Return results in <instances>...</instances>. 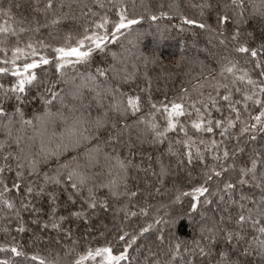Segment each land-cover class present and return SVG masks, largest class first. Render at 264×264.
<instances>
[{
	"label": "snow or ice",
	"instance_id": "obj_1",
	"mask_svg": "<svg viewBox=\"0 0 264 264\" xmlns=\"http://www.w3.org/2000/svg\"><path fill=\"white\" fill-rule=\"evenodd\" d=\"M36 3L44 23L17 19L12 0H0V214L22 233L21 213L30 212L32 224L57 236L44 253L0 244V264H264V0H194L199 19L176 0L156 11L136 0ZM212 14L214 24L204 19ZM253 18L258 42L247 28ZM145 19L198 28L216 49H205V60L182 52L175 66L186 80L171 96L155 94L162 54L138 50L147 33L135 26ZM155 27L163 35L168 25ZM33 97L41 107L26 118ZM57 122L67 135L42 138L37 150L26 142L35 137L22 135ZM70 148L75 155H65ZM181 170L189 186L162 192ZM168 192L166 203L145 198ZM44 197L47 210L37 205ZM98 208L123 216L112 239L94 244L74 225L89 224ZM133 218L138 230L129 231ZM185 219L198 229L191 242L177 235Z\"/></svg>",
	"mask_w": 264,
	"mask_h": 264
},
{
	"label": "trees",
	"instance_id": "obj_2",
	"mask_svg": "<svg viewBox=\"0 0 264 264\" xmlns=\"http://www.w3.org/2000/svg\"><path fill=\"white\" fill-rule=\"evenodd\" d=\"M46 0H39V6L43 7ZM137 4L141 3H147L152 4L153 10L156 11V5L163 3L165 7L169 3H172L173 0H136ZM176 2H179L182 7L185 8V11L188 15H190L193 18L199 19V14L197 9H193L188 7V4L191 2H194V0H176ZM4 4L8 3V0H3ZM12 14L17 18H28L31 19L32 17H35L36 19L40 20L41 23H44V16L42 13L35 11L34 9L37 7L36 0H12ZM19 4L20 7H16L15 5ZM204 19H206L209 23L214 24L215 23V16L214 14L209 16H205ZM5 18L0 16V24L4 23ZM9 23H13V21H9ZM66 23H71L66 22ZM179 23L178 20H173L171 24H177ZM155 24H160L163 28L165 25H168L167 30L164 31L163 35H161L159 32H157ZM140 31L146 32L147 34L145 37L141 40V42L138 45L139 52H150L155 50L157 53L162 54L164 58V68L161 69L160 67H156L152 70V75L156 76L159 74V79L154 82V89L158 88L159 91H157L155 94L157 96H160L162 92H167L169 96L174 94L179 87L181 86V83L186 80V77L183 75L184 68L183 67H176V60L179 59L180 55L183 53H186L190 57H199L200 60H205L208 53L205 51V49H211L212 51H216V49L212 48V45L208 43V36L203 33L202 30L188 26H185L186 30L184 32H180L177 28L172 27L167 20H160L157 22H152L148 19H145L142 21L140 25L135 26ZM247 28L250 31H253L256 37V41H259L260 35H261V26L259 23L258 18H253L250 20V23L247 25ZM49 29H42L41 32L43 36H47ZM27 38L26 36L24 37ZM55 42V41H53ZM125 47H131L127 44V42H124ZM113 50L118 49V45H112L110 46ZM133 52H137L136 48L132 49ZM138 54V52H137ZM103 57L97 56V62L102 60ZM171 73V75H169ZM7 79L10 78H4L5 82ZM15 101H10L9 104H13ZM6 107L9 106L8 104L5 105ZM41 107V102L33 97L30 98L25 102L23 105V109L26 115V118H30L33 114L37 112V110ZM19 125H16L15 128H19ZM53 133H55V136H53ZM65 133L66 134V126L63 122H57L56 125H49L47 130L43 132V134L34 133L31 128H28L25 133H22V135H25L26 137H35L34 140L26 141L31 144L33 150L39 149L41 139L43 138L46 142L48 140H58L60 139V134ZM15 134V132H14ZM219 138V137H217ZM4 139V133L2 127H0V140ZM147 147V146H145ZM164 146H161L163 148ZM151 154L153 156L158 155V152L155 150H150ZM248 152V148L245 149V153ZM67 156L75 155V152L70 148L68 152L65 153ZM246 156L242 154L238 157V163L242 162ZM51 167H55V164L53 163ZM47 171L48 169L45 168ZM195 172H198V169L194 170ZM151 179V178H149ZM133 183H136L133 181ZM175 183L177 187H183L187 188L189 186V179L187 178V173L183 170L179 172V175L176 176H170L168 180L166 181V189H162V192H167L168 188H171L172 184ZM141 188H143L145 185L143 182H140ZM60 200L63 201L66 199V195L63 193H59ZM102 195V193H101ZM171 193L168 192L164 195H156L153 194L152 197H145L149 200L150 203H158V202H167L169 200ZM38 206H42L45 210H47V198L44 197L42 200L37 202ZM79 202L77 204V207H79ZM114 205L113 207H115ZM86 207V205H85ZM177 209H180L182 207H187V201L185 200L183 205H176ZM135 210V209H134ZM59 214L66 215L67 212L64 208L60 209ZM21 215L24 219V226L25 231L24 232H17L15 229L17 227V221L15 218H11L10 222L6 221L3 218V215L0 214V244H6V243H19L21 246H23L24 250L26 252H38V253H44L47 249H49L50 246H53L54 241L53 238H56L57 233L51 229L43 230L40 228L38 224H32L31 218L32 214L30 212H22ZM123 216V213H120L118 215L114 214L112 209H109L108 211H104L103 209H97L94 215L90 216V222L89 224H85L83 221H76V225H78V230L74 225V231H77V234H84L85 236H88V232H91V235L88 236V239H91L92 242L95 243H104L105 238L112 239L113 233L115 232V225H117L120 222L121 217ZM43 219H47L46 216L43 217ZM144 217L140 218V222L143 223ZM129 227L128 230H138L137 229V223L136 219L133 218L131 221L128 222ZM67 226V225H66ZM7 227L9 229V232H4L3 229ZM177 235L188 242H191L193 238H198V229L193 230V227L188 223L187 219H185L182 224L179 226ZM13 237L15 240H13ZM39 237V239H37ZM151 240V237L149 236L148 239H145L143 241H137V243H142L147 245ZM63 243V241H62ZM5 253H0V258H3ZM21 259L22 258H16ZM253 261L256 260V257H251ZM23 264H28L27 261L23 262Z\"/></svg>",
	"mask_w": 264,
	"mask_h": 264
}]
</instances>
